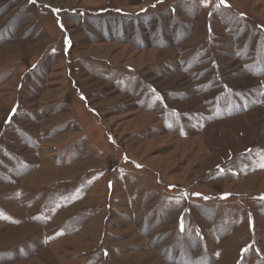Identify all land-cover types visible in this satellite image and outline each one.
<instances>
[{
  "label": "rangeland",
  "instance_id": "obj_1",
  "mask_svg": "<svg viewBox=\"0 0 264 264\" xmlns=\"http://www.w3.org/2000/svg\"><path fill=\"white\" fill-rule=\"evenodd\" d=\"M262 165L264 0H0V264H264Z\"/></svg>",
  "mask_w": 264,
  "mask_h": 264
},
{
  "label": "snow or ice",
  "instance_id": "obj_2",
  "mask_svg": "<svg viewBox=\"0 0 264 264\" xmlns=\"http://www.w3.org/2000/svg\"><path fill=\"white\" fill-rule=\"evenodd\" d=\"M31 2L32 3H35L36 2V0H31ZM204 2H205V5H207V0H204ZM220 4H226V0H220ZM67 42V41H66ZM137 167H139V165H137ZM262 167H264V165H262ZM195 195H200V194H195ZM207 199V198H206ZM184 229H183V227H181V231H183Z\"/></svg>",
  "mask_w": 264,
  "mask_h": 264
}]
</instances>
